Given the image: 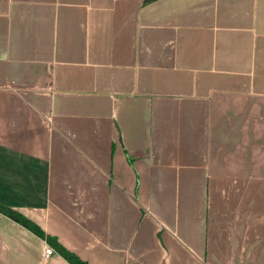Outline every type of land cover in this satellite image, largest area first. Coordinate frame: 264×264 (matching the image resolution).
Listing matches in <instances>:
<instances>
[{
  "label": "crops",
  "instance_id": "0c3cea01",
  "mask_svg": "<svg viewBox=\"0 0 264 264\" xmlns=\"http://www.w3.org/2000/svg\"><path fill=\"white\" fill-rule=\"evenodd\" d=\"M0 205L88 264H264V0H0ZM0 213V264H70Z\"/></svg>",
  "mask_w": 264,
  "mask_h": 264
},
{
  "label": "trees",
  "instance_id": "16d2710c",
  "mask_svg": "<svg viewBox=\"0 0 264 264\" xmlns=\"http://www.w3.org/2000/svg\"><path fill=\"white\" fill-rule=\"evenodd\" d=\"M0 213L13 219L17 223L21 224L22 226H24L25 228H27L28 230H30L31 232L39 236L40 238L45 239L54 248V250L59 255L63 256V258L67 260L70 264H88L86 261L82 260L81 257L77 256L73 252L66 249L55 239L49 237L41 229V227H39L36 223H33V221L26 218L23 214L15 211L14 209L10 207L1 206V205H0Z\"/></svg>",
  "mask_w": 264,
  "mask_h": 264
},
{
  "label": "built area",
  "instance_id": "2783aa9c",
  "mask_svg": "<svg viewBox=\"0 0 264 264\" xmlns=\"http://www.w3.org/2000/svg\"><path fill=\"white\" fill-rule=\"evenodd\" d=\"M54 250L53 248H51L50 246L46 248V251H45V258L48 259L50 258L51 256L54 255Z\"/></svg>",
  "mask_w": 264,
  "mask_h": 264
}]
</instances>
